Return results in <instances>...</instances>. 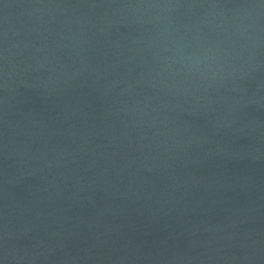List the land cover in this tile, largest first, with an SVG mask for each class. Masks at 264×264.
Instances as JSON below:
<instances>
[{
	"label": "water",
	"instance_id": "1",
	"mask_svg": "<svg viewBox=\"0 0 264 264\" xmlns=\"http://www.w3.org/2000/svg\"><path fill=\"white\" fill-rule=\"evenodd\" d=\"M0 264H264V3L0 0Z\"/></svg>",
	"mask_w": 264,
	"mask_h": 264
},
{
	"label": "snow or ice",
	"instance_id": "2",
	"mask_svg": "<svg viewBox=\"0 0 264 264\" xmlns=\"http://www.w3.org/2000/svg\"><path fill=\"white\" fill-rule=\"evenodd\" d=\"M261 3H264V0H261Z\"/></svg>",
	"mask_w": 264,
	"mask_h": 264
}]
</instances>
